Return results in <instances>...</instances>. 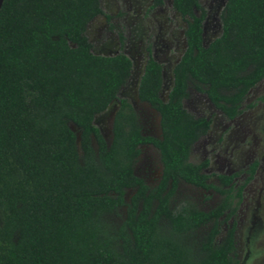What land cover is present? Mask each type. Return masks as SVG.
I'll list each match as a JSON object with an SVG mask.
<instances>
[{
  "label": "trees",
  "instance_id": "16d2710c",
  "mask_svg": "<svg viewBox=\"0 0 264 264\" xmlns=\"http://www.w3.org/2000/svg\"><path fill=\"white\" fill-rule=\"evenodd\" d=\"M172 3L187 27L168 99L161 96L163 66L150 49L138 86L139 100L159 114L161 135H144L133 105L119 99L108 143L96 117L119 98L134 66L124 53L92 51L86 31L104 14L101 0H4L0 264H240L236 223L218 236L259 164L236 186L238 173L208 174V159L193 163L192 149L212 121L192 115L184 101L193 87L226 119L240 116L264 80V0H227L221 34L208 46L201 0ZM163 4L155 0L152 7ZM147 145L162 165L153 187L135 174ZM181 182L221 200L208 211L188 202L175 206Z\"/></svg>",
  "mask_w": 264,
  "mask_h": 264
},
{
  "label": "rangeland",
  "instance_id": "374dc122",
  "mask_svg": "<svg viewBox=\"0 0 264 264\" xmlns=\"http://www.w3.org/2000/svg\"><path fill=\"white\" fill-rule=\"evenodd\" d=\"M227 0H201L207 11L204 23V45L208 46L222 31L221 12ZM153 0H101L104 14L97 16L88 26V36L93 52L113 56L121 50L132 59L134 69L126 86L109 108L97 115L95 124L108 143L112 139L113 118L119 107V99H127L133 105L146 136L161 135L159 114L138 97V86L148 59V50L163 66V100L173 85V68L186 48L187 22L173 8L172 0L152 9ZM110 17V19L107 18ZM123 35V42L120 39ZM121 43L123 48H121ZM264 80L249 93L240 116L228 120L205 94L193 87L184 101L185 108L195 117L212 121L208 134L193 147L191 161L201 163L208 159V174L238 173L236 186L248 177L246 172L253 162L258 169L253 180L245 187L243 200L232 219L223 221L218 241H221L233 222L236 223V258L240 264H264ZM72 129L79 134L78 129ZM162 165L159 153L153 146L141 147V155L135 165V174L150 187L159 181ZM217 183L216 178L211 179ZM130 194V193H129ZM221 196L184 182L179 185L173 204L191 203L199 210L215 207ZM124 210L119 211L123 217ZM114 220V218L112 219ZM115 221H119L115 220Z\"/></svg>",
  "mask_w": 264,
  "mask_h": 264
},
{
  "label": "flooded vegetation",
  "instance_id": "af4514ba",
  "mask_svg": "<svg viewBox=\"0 0 264 264\" xmlns=\"http://www.w3.org/2000/svg\"><path fill=\"white\" fill-rule=\"evenodd\" d=\"M154 1H155V0H153L152 3H154ZM172 4H173V3H172ZM152 6H153V5H152ZM158 7H160V6H158ZM158 7H153L152 9H156V8H158ZM182 18H183V17H182ZM94 19H95V18H94ZM94 19H93V20H94ZM93 20H92V21H93ZM92 21H91V22H92ZM91 22H90V23H91ZM90 23H89V24H90ZM88 26H89V25H88ZM87 28H88V27H87ZM86 32H87V31H86ZM121 36H123V35H120V37H121ZM121 48H123V44H122V43H121ZM185 49H186V48H185ZM92 51H93V48H92ZM151 52H152V51H151ZM121 53H124V52L121 50ZM118 54H119V53H118ZM124 54H125V53H124ZM148 57H149V51H148ZM130 59H131V58H130ZM131 60H132V59H131ZM132 62H133V61H132ZM133 66H134V63H133ZM133 69H134V67H133Z\"/></svg>",
  "mask_w": 264,
  "mask_h": 264
},
{
  "label": "water",
  "instance_id": "95a60500",
  "mask_svg": "<svg viewBox=\"0 0 264 264\" xmlns=\"http://www.w3.org/2000/svg\"><path fill=\"white\" fill-rule=\"evenodd\" d=\"M3 2H4V0H0V9H1L2 5H3Z\"/></svg>",
  "mask_w": 264,
  "mask_h": 264
}]
</instances>
